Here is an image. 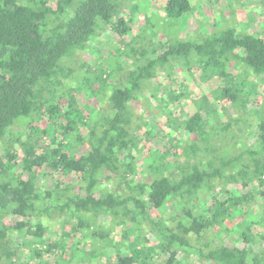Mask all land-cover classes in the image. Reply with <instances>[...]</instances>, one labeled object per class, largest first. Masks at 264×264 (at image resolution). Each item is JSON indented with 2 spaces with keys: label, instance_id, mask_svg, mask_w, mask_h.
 <instances>
[{
  "label": "trees",
  "instance_id": "trees-1",
  "mask_svg": "<svg viewBox=\"0 0 264 264\" xmlns=\"http://www.w3.org/2000/svg\"><path fill=\"white\" fill-rule=\"evenodd\" d=\"M150 1L0 0V264H264V26L194 39L195 0Z\"/></svg>",
  "mask_w": 264,
  "mask_h": 264
},
{
  "label": "rangeland",
  "instance_id": "rangeland-1",
  "mask_svg": "<svg viewBox=\"0 0 264 264\" xmlns=\"http://www.w3.org/2000/svg\"><path fill=\"white\" fill-rule=\"evenodd\" d=\"M160 0H151L150 5L143 3L144 8H148L149 11L154 12V10L158 11L157 4ZM155 13V12H154ZM186 19V20H185ZM184 20H182L183 27L181 28L182 34L185 32L186 36L193 37L194 39L200 38L202 34L208 33L210 28L206 27L207 23H212L214 25L223 24V23H232L233 25L240 27V28H254L259 26H264V0H195L194 11L186 16ZM134 24V31L136 29V22ZM259 25V26H258ZM211 29V28H210ZM184 31V32H183ZM133 32V31H131ZM130 32V33H131ZM98 40L95 46H92L90 50H88L83 56H86V59L92 63L93 68L96 69H108L106 61H96L94 58H97V54L101 53V56H107L112 46H119L120 47V39L116 32L111 30L109 27L106 28L104 31H99ZM198 90L199 92L202 91L203 87L206 88H213L212 81H208L206 83L199 82L198 83ZM261 88L260 92L254 94V99L261 95L264 92V81L259 82ZM262 89V90H261ZM181 100H184L181 99ZM150 106H155L152 102H149ZM153 110V109H152ZM155 110V109H154ZM175 113H177L176 108L173 109ZM153 113L146 115V119L155 126L153 123L155 119H153ZM254 119L250 120L249 128L251 133L254 134ZM21 126L15 125V128H19L20 132H17L16 135H20L23 133V129L20 128ZM13 132V128L11 129ZM155 135L151 139L149 146L154 152V157L165 155L169 156L170 144L168 139L163 135V133L156 127L155 128ZM246 132L243 131L242 134ZM246 134V133H245ZM12 133H8L6 139H14ZM184 133L181 132L179 137L183 138ZM30 142H35L38 146L43 147L46 143V139L42 138L40 135L31 134L29 137ZM146 149L141 150L138 155L135 157V161L138 167L139 172L147 165V158H146ZM53 184L52 178L50 175H46V177H39L38 178V185L42 188V190H48ZM261 206V205H260ZM16 219H20V217H16ZM44 223L51 229H54L57 224V219L55 216L52 218H44ZM53 227V228H52ZM255 228V227H254ZM256 230V229H254ZM51 238L56 237V234L53 231L47 232ZM14 241L18 244H21L23 241L20 238L14 237ZM51 264H54L53 258L49 260Z\"/></svg>",
  "mask_w": 264,
  "mask_h": 264
}]
</instances>
